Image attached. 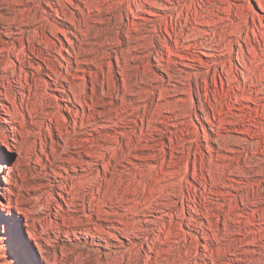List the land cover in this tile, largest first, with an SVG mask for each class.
Wrapping results in <instances>:
<instances>
[{
    "label": "rangeland",
    "instance_id": "obj_1",
    "mask_svg": "<svg viewBox=\"0 0 264 264\" xmlns=\"http://www.w3.org/2000/svg\"><path fill=\"white\" fill-rule=\"evenodd\" d=\"M0 130V264H264V0H0Z\"/></svg>",
    "mask_w": 264,
    "mask_h": 264
},
{
    "label": "bare ground",
    "instance_id": "obj_2",
    "mask_svg": "<svg viewBox=\"0 0 264 264\" xmlns=\"http://www.w3.org/2000/svg\"><path fill=\"white\" fill-rule=\"evenodd\" d=\"M260 3H261V0H258ZM230 2H231V0H230ZM232 5H234V7L235 6H239V4H236V3H231ZM230 4V5H231ZM232 7V6H231ZM237 10V9H236ZM242 13V12H241ZM258 18L260 19V17L258 16ZM253 19V18H252ZM206 24V23H205ZM214 25V24H213ZM188 47V46H187ZM201 52H203V51H201ZM205 55H208V53H206V52H203ZM212 55H214V54H212ZM184 57V56H183ZM187 57H189V56H187ZM197 58V57H196ZM190 59V58H189ZM193 59V58H192ZM191 59V60H192ZM194 60H196V59H194ZM198 60H199V58H198ZM197 60V61H198ZM201 61V60H200ZM163 64V63H162ZM165 64H168V63H165ZM186 64V63H185ZM189 65V64H188ZM223 65V64H222ZM70 66H71V64H70ZM164 67V66H163ZM165 68V67H164ZM78 70H80V69H78ZM168 72V71H167ZM169 74V73H168ZM56 75H57V77H61L59 80H57V81H60L61 79H62V74H61V72H58V71H56ZM74 76H76L77 77V75H74ZM79 76H81V75H79ZM170 76V75H169ZM50 77V76H49ZM78 78V77H77ZM81 78V77H80ZM46 85V84H45ZM173 86V85H172ZM60 89H63V88H60ZM172 89V88H171ZM170 89V90H171ZM176 90H177V88H175ZM4 110H5V112L7 113V114H10L9 113V111L6 109V108H3ZM4 120H6V121H9V120H7V119H4ZM0 132H2L1 130H0ZM4 167H5V161H4V159L2 158H0V175L1 176H3V177H5L4 176V174H3V170H4ZM5 180H6V178H5ZM6 182V181H5ZM7 183V182H6ZM9 190H10V187H9V185H2V184H0V195H2L3 196V198L6 200L5 201V203H3V202H1L0 201V205H2V207L0 208V221L2 222V227L3 228H5V229H7V227H6V225H7V222H9V220L7 221V219L6 218H3V211L6 213V214H9L10 212H9V210H7V209H5L4 207H9V206H11L12 204V202H11V199L9 198V197H7L6 196V191H8L9 192ZM56 199V198H55ZM70 200V199H69ZM54 201V200H53ZM56 201V204H57V212H55L54 214H55V217L56 218H62V220H63V223H64V225H66L65 224V220H66V218H67V220L68 219H72V220H74L75 219V216H74V214L73 213H70L67 209H65L63 206H61L60 204H58L59 202L57 201V200H55ZM58 202V203H57ZM19 209V211L21 212V214L24 216V217H28L29 215V213H28V211H27V209H23V208H21V210H20V208H18ZM94 209V208H93ZM49 210V209H48ZM72 211V210H71ZM94 211V210H93ZM34 213V212H33ZM47 215L48 216H50V213H47ZM47 217V216H46ZM31 220H41V218L39 219V218H33V217H29ZM43 219V218H42ZM89 221V220H88ZM90 222V221H89ZM91 223V222H90ZM15 223H12V225H14ZM92 224V223H91ZM93 225H94V230H96L97 232H98V230L99 229H102L103 228V226H102V224L101 223H98V222H96V220H94V223H93ZM129 226V224L127 223V222H125L124 224H123V228H118V229H125L126 227H128ZM3 231V230H2ZM46 231V228H44V232ZM105 232V231H104ZM32 234H33V236H34V233L32 232ZM99 234V233H98ZM95 235H97L95 232H91V234H90V236L91 237H93L94 238V236ZM101 236V235H100ZM29 237H30V235H29ZM0 238H1V234H0ZM30 238H33L32 236L30 237ZM113 238V237H112ZM127 239H128V237H126ZM34 239V238H33ZM107 243H109L110 241H108V238H103ZM116 240H119L118 238H116ZM121 241V240H120ZM119 241V242H120ZM37 244V243H36ZM98 245H100L99 243H97ZM38 245V244H37ZM104 247H110L108 244H106V245H104ZM38 250H39V252L40 253H43V252H45V253H47V255L49 254V252L50 251H48L47 249H44V248H41V247H39L38 246ZM94 250H98V249H94ZM117 252V251H116ZM123 252V251H122ZM29 254V253H28ZM124 253H122V254H120L121 256V258H122V255H123ZM46 255V256H47ZM109 257H111V254L110 253H108L107 254ZM125 255V254H124ZM30 256V255H29ZM45 256H43V258H44ZM50 257H51V259H52V261H47L46 260V258H45V261L47 262V263H49V264H59V261L56 259V255L55 254H50ZM31 258V260H33L32 258L33 257H30ZM116 258V257H115ZM34 261V260H33Z\"/></svg>",
    "mask_w": 264,
    "mask_h": 264
}]
</instances>
